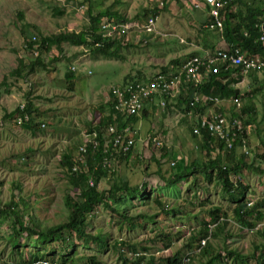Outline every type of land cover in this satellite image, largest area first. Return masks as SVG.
<instances>
[{
	"label": "rangeland",
	"instance_id": "374dc122",
	"mask_svg": "<svg viewBox=\"0 0 264 264\" xmlns=\"http://www.w3.org/2000/svg\"><path fill=\"white\" fill-rule=\"evenodd\" d=\"M171 1L173 0H167V6ZM151 3L152 0H0V207L7 204L13 196H19L26 199L29 213H33L42 225L52 226L65 222L68 212L64 197L69 194L76 196L77 193L70 188L61 161L68 151L78 157L79 146H84L88 140L90 128L101 120L98 106H105L104 113L108 116L109 90L113 86L130 82V79L134 81L151 77L156 70L170 66L172 60L179 61L181 57L193 54L188 52L200 50L207 42L206 38H213L215 34L206 31L199 33L197 29L203 20L193 18V12L181 9L183 18L167 16L166 8L161 10L159 15L164 11V16H159L156 23L157 30L167 34V37H161L162 43L157 45V41L154 43L152 40L156 36H149L151 42L146 45H123L119 58L106 57L89 50L87 52L90 54L84 55L86 46L77 47L66 42H56L49 51L43 52L25 46L29 42L34 43V37L36 41H40L42 37L85 31L89 25V6L95 13L106 9L119 10L130 19L144 17L143 10L150 8ZM242 3L249 5L244 1ZM235 8L244 10L245 6L236 5ZM30 35L33 36L32 39H29ZM137 35L143 37L142 34ZM182 38L186 43L181 42ZM187 38L190 42H195L199 49L188 47ZM38 56L44 60L46 68L36 66L33 72H24L22 76L13 74L19 67V58L29 62ZM70 67H74L76 73V90L73 92L66 88L64 80ZM254 76L257 82L248 74L239 85H232V88H239L242 94L247 95L244 99L247 107H250L249 101L253 104L255 117L250 116L252 127L248 134L249 160L256 167H263L264 163L257 156L264 152V89L258 93L249 92L256 85L264 83V74L256 73ZM126 78L129 80L126 81ZM27 83L32 86L29 87ZM29 96L34 97V109L45 112L46 122L55 124L56 129L46 128L31 134L12 120L4 119V105L8 106L10 112L20 104H25ZM175 102L168 100L165 109L160 108L155 105L160 103V99L156 97L155 104L148 106L147 117L143 113L138 115L137 123L132 125V129L137 132L132 157L118 166L113 163V175H105L99 182L100 190H107L117 177L127 178L133 187L145 184L147 189L144 201L140 199L144 194L142 192L137 196H126L121 204L132 208L128 216L141 214L149 217L144 223L137 220L141 225L135 228L128 221L118 223L115 214L99 207V212L89 221L88 231L94 235L101 234L108 239L109 245L106 249H101L95 243L86 245L84 241L73 239L77 254L72 257L76 264H90L88 257L91 256L99 258L104 264H120L113 244L121 240L139 245L141 252L159 258L157 262L165 264L161 262L162 257H171L178 251L184 256L187 254L184 245L188 236L192 231L197 232L206 218L209 221L208 212L212 207L220 208L227 213L229 221H234L235 205L228 200L219 183L207 181L201 169L196 170L195 175L188 180H180L177 186H169L163 180H170L172 176L184 171L185 165L177 170L170 167L176 156L184 157L187 165L193 161L204 162L208 159L202 149V140L195 138L191 132L192 121L183 118L186 113L177 110ZM244 102L242 100L243 106ZM246 116L248 121V115ZM151 133L160 136V149H153V145L146 146L145 142ZM238 150L239 154L240 148ZM215 155L216 152H211L213 158ZM94 165L98 168L97 164ZM243 182L249 189L247 197L257 200L264 197V176L246 171L243 173ZM16 183L21 185L20 193L13 189ZM193 183H198V188ZM175 188L179 192L178 197L173 196ZM156 197L160 198L158 203L164 207L155 202ZM170 210H175L178 215L173 216L169 213ZM24 214V219L28 222V215ZM11 226L9 216L0 215V264H15L21 259L30 258V254L37 251L58 261H61V256L66 255L61 251L60 243H54L56 248L49 245L46 248L36 247L35 237L30 238L27 234L19 238L16 248L9 236ZM238 226L229 224L227 234L230 237L222 233L207 241L206 246H211V254H221L228 248L250 256L253 254L254 243H264V238L241 230ZM161 231L174 235L170 249L172 254L169 252L157 255V252L164 250L161 243L154 244L155 234ZM178 236L180 239H177ZM142 247H148L150 251L144 252ZM17 250L20 254L16 253ZM52 250L56 252L51 254L49 251ZM194 261L195 264H200V261Z\"/></svg>",
	"mask_w": 264,
	"mask_h": 264
},
{
	"label": "trees",
	"instance_id": "16d2710c",
	"mask_svg": "<svg viewBox=\"0 0 264 264\" xmlns=\"http://www.w3.org/2000/svg\"><path fill=\"white\" fill-rule=\"evenodd\" d=\"M80 0H77L78 2ZM176 1L177 4L180 3V0ZM245 5V10H239L237 13L233 12V8L236 5ZM109 8V7H108ZM167 8V4L164 6V9ZM225 25L223 31V40L227 44H234L240 46L243 50L249 51L251 54H261L264 55V44H262L259 38V32L256 27L259 17L262 14L261 3L255 5L254 3L251 5H246L242 3V0H233L230 5L227 4L225 8ZM154 12V9L145 8L143 10L144 17L137 16L135 19L130 18L127 19L123 16L119 10H110L106 9L104 11H99L95 13L92 10V7H88V20L89 25L85 28V31L81 32H65L57 35H52L49 37H42L40 40V45L38 47V51L43 52L44 50L49 51L51 46H53L56 42L68 43L69 45L74 46H86L89 51L92 53H100V55H104L106 57H120V49L122 46H138L140 45L146 38V34L141 38L137 34L134 35L133 43H131L128 39L127 34L121 33L119 36L114 38L104 37L101 33H99L100 25L103 20L107 21H115L117 23H126L132 20H140L146 21V18L149 17L150 14ZM62 13L60 12V15ZM192 17V16H190ZM202 29H207L205 25ZM209 30V29H208ZM245 32L248 36H245ZM26 34V32H23ZM26 37H28L26 35ZM149 37V36H148ZM157 37V36H156ZM33 36L30 35L29 39H32ZM151 41L148 39V43ZM146 45V44H145ZM33 43L29 42L26 48H33ZM195 54L189 55L192 56ZM19 67L16 71H13V74L22 76L24 72L30 73L36 69V66H41L46 68V64L44 60L38 56L34 60L29 62L21 61L19 58ZM177 60H172L171 63L176 64ZM27 68L29 71H26ZM167 67H163L162 69H166ZM167 71V70H166ZM156 74V73H155ZM153 74L151 77H153ZM256 72L250 73L253 76V81L257 82V78L254 76ZM264 74V72L262 73ZM74 73L68 71L65 73L64 80L66 81V88L70 91L76 90V83L74 79ZM231 73H222L220 75H210L200 86H196L194 84H190L186 87L188 94H182L178 96V98L173 99L175 102V107L180 109V111L187 114L188 111L193 109L190 106L192 102L193 96L195 93L206 94L219 96L221 98H230L240 97L243 102L247 97L246 94H242L239 88H232L233 84H237L244 79L243 76H240L237 80L230 77ZM143 78L145 80L150 79ZM129 78H126V81ZM133 81L132 79H130ZM134 80H142V79H134ZM264 89V83L261 85H256L255 89L249 92L258 93ZM249 96V95H248ZM156 97L160 100L162 98L160 96H155L153 102L155 104ZM33 96H29V100L25 103V108L22 110L21 105L17 106L14 110L10 112L4 113V119H10L14 124H18V126L24 128L26 131H29L31 134H36L37 132H41L44 129L54 130L56 129V125L52 124L50 121L46 122V113L40 110L34 109V105L30 99ZM164 98V97H163ZM167 99L168 97L165 96ZM167 101V100H166ZM244 102V106L242 109L243 115H248V121L246 124H251L250 116L255 117L253 104L249 101V106L247 107ZM197 110L202 111L204 106L197 105ZM99 112H101V120L98 124L90 128V135L88 136V140L86 143L79 146L78 149V157H75L71 152H66L63 155V159L61 161L62 167L66 171V176L68 179V183L70 188L76 191L77 195L73 196L71 194L65 195L64 197V205L68 212L67 218L65 222L52 225V226H44L41 222L34 216V214H30L28 210V203L26 199L21 198L19 196H13L12 199L2 207H0V215L9 216L11 220V234L9 235L12 239L13 244H19V238L23 234H27L30 238L35 237L34 245L36 247L46 248L48 245L51 248H56L54 243H60L61 251L63 250L66 255L61 256V264H76L73 259V255L77 254L76 245L73 242V239L84 241L86 245L90 243L97 244L98 248L106 249L109 245L108 239L104 238L101 234H92L88 231V225L91 218H93L100 210L101 206L106 211H110L115 214L118 218V223L123 224L125 222H129L133 227H139L141 223H144V220L148 215L137 214L135 216H128L129 211L132 209L128 206H124L122 203L125 200L126 196H137V194L144 193L143 197L140 199L144 201L145 199V191L146 186L143 184L141 187L139 186H130V182L127 178L117 177L116 180L110 184V187L107 190L99 189V182L105 175H113L115 171L113 168V164L115 163L117 166L120 163H123L124 160H128L132 157L133 147L127 154H120L111 156L110 152H115L112 147L106 148V145H110L111 135L109 134V127L116 126L118 131L124 134L123 129L126 125L136 124L138 118L136 116H132L124 119L123 116L113 113L112 105L109 106V115L105 116L106 110L105 106H98ZM143 116L147 117L148 115V106L144 108ZM165 109V108H164ZM221 109V108H218ZM105 112V113H104ZM256 113V112H255ZM21 119V123H18V119ZM250 121V122H249ZM96 134V136H94ZM137 138V132L134 134V139ZM196 138V137H195ZM202 149L205 150V154L208 156V159L204 162L202 161H193L189 165L184 168L182 174L174 175L170 180H167L169 186H177L182 180H188V178L193 177L195 175V171L201 169L204 175L207 177V181L212 184L216 182L222 186L223 191L228 197V200L235 205L233 210V217L236 224L241 226L242 228H254L255 225L259 222L264 221V197L259 198L255 205L249 208L246 204L247 194L249 192L248 186L244 185L243 182V173L246 171H252L255 173H259L264 176V166H257L254 162H250V155H246L245 153H239L238 149L240 146L239 142L235 143L234 149L225 150L220 141L214 139L209 134H204L203 136ZM96 142V143H94ZM264 145V144H263ZM264 147V146H263ZM83 148L85 150H83ZM219 150L218 154L213 158L211 156V152L215 151V149ZM250 153V152H249ZM118 156V157H117ZM261 159V162L264 163V152L257 156ZM119 158L120 162H119ZM81 159V160H80ZM83 160V161H82ZM97 164L98 168L94 165ZM231 175L235 177L236 181H231ZM195 179V178H194ZM93 182V185L91 183ZM236 183V185H235ZM194 186L198 188V183H193ZM20 187L18 183L13 185L14 190H18L20 193ZM177 188V187H176ZM175 188L173 196L178 197L179 192ZM20 189V190H19ZM194 198H196L194 196ZM198 199H201L197 196ZM159 197L155 198V202L157 204L159 201ZM125 202V201H124ZM160 205V204H159ZM123 206L125 208H123ZM161 207H164L160 205ZM100 207V208H99ZM28 215V222L24 219L25 214ZM167 211H165V214ZM169 213L173 214V216L178 215L175 210H170ZM227 213L223 212L220 208L212 207L208 212V217H210L209 221L204 220L203 224L200 226V229L188 236L186 243L184 245L185 250L190 253V261L193 264L194 260L200 261V264H228L231 260L233 264H264V243L259 245L254 243L253 245V254L250 256L244 255L237 250L226 249L221 254L210 252L211 246H206L201 249L199 252H196L200 248V242L208 236V230L211 225L219 223L213 231V237H218L219 234L225 233L226 237L230 235L228 233L229 219L227 217ZM149 217V216H148ZM223 218L221 221L220 219ZM153 219H155L153 217ZM137 220H141V223ZM137 221V222H136ZM143 221V222H142ZM169 232H159L155 234L156 240L154 244L161 243L164 246V249H171L174 235L168 234ZM256 235L264 238V230L259 229L256 231ZM177 239H180L178 236ZM114 250L118 252L119 261L122 264H140L141 261H145L146 264H159L157 262L159 258L149 257V261H147V257H141L139 261L129 262L128 257L121 252L122 248H126L128 250L137 252L139 250V245L137 246L134 243H129L127 241H117L113 244ZM139 247V248H138ZM17 248V247H16ZM144 252L150 251L148 247H142ZM55 250L49 251L51 254H54ZM16 253L20 254V251H16ZM54 256V255H53ZM70 257V258H69ZM44 258H54L47 257L41 251H37L35 253L30 254V261H37ZM184 255L182 252H176L171 257H162L161 262L165 264H183ZM204 258L206 261L204 262ZM253 258V261H251ZM227 259V260H226ZM24 259H21V263ZM90 264H104L99 258L95 256L88 257ZM202 262V263H201ZM195 264V261H194Z\"/></svg>",
	"mask_w": 264,
	"mask_h": 264
},
{
	"label": "built area",
	"instance_id": "2783aa9c",
	"mask_svg": "<svg viewBox=\"0 0 264 264\" xmlns=\"http://www.w3.org/2000/svg\"><path fill=\"white\" fill-rule=\"evenodd\" d=\"M232 1L198 0L193 2L190 8L193 11L200 9L202 6L207 7L209 16L205 27L210 31L219 33L223 39L226 18L224 10L226 5H230ZM152 3L154 5V12L146 18V21L132 20L126 23H117L105 19L100 25L99 33L109 38H114L121 33H125L130 42L134 39L135 34L140 33L146 34L147 36H166L165 34L159 33L156 23L159 17L157 14L158 10L164 9L167 0H152ZM256 27L259 32L258 40L264 44V6ZM245 36H248L246 32ZM148 39H145L142 44H147ZM33 41L36 42L35 37ZM181 42L186 43L183 38ZM223 72H230V77L236 80L240 76L245 77L252 72L263 73L264 55L251 54L238 45L227 44L223 48H216L204 56H190L183 62L179 71H160L147 80H134L121 86H113L109 92V103H111L114 112L124 118L137 116L145 110V107L154 103L152 98H155V96L162 98L160 103L155 105L160 108H165L168 100L176 99L182 94H188L186 87L190 84L200 86L210 75H220ZM239 83L233 85L237 86ZM27 84L29 87L32 86L30 83ZM165 96L168 98L166 99ZM197 105L204 106L203 110L197 111ZM190 106L193 109L183 115V118L186 117L192 121V132L194 135L202 139L204 134H209L211 137L220 141L225 150L234 149L235 143L239 142L240 146L238 147L240 148V153L250 155L248 134H250L249 131L252 126L246 124L247 116L243 115V104L240 97L232 96L230 98H221L219 96L195 93ZM24 108L25 104H22L21 109L23 110ZM18 123H21L20 118L18 119ZM109 131L111 135L110 143H112L113 149L117 152H128L134 146V132L131 127H125L123 129L124 134L120 133L116 126H110ZM149 139L155 147L160 146L158 137L150 136ZM83 150L85 149L83 148ZM218 151H215L216 154L219 153ZM181 160L182 158L178 157L176 162ZM176 162H173L172 166H175ZM231 181H236L234 176H231ZM91 185H93V182ZM256 201L257 199L248 197L246 204L251 208L255 205ZM229 222L232 225L238 226V224L231 220ZM219 223L210 226L208 236L200 242V248L196 252L206 247L207 241L212 237L213 231ZM238 228L253 234L259 229L264 230V222L257 223L251 229L242 228L241 226H238ZM121 252L128 257L131 263L141 260V257L149 256L141 251L134 252L126 248H122ZM169 252H171L170 249H164L157 252V255L162 253L169 254ZM189 256L190 253L184 256L183 264H191ZM228 261V264H233L231 260ZM22 262L25 263L17 262L15 264H61L55 258H44L37 261H30V258H25ZM140 264H146V262L141 261Z\"/></svg>",
	"mask_w": 264,
	"mask_h": 264
},
{
	"label": "crops",
	"instance_id": "0c3cea01",
	"mask_svg": "<svg viewBox=\"0 0 264 264\" xmlns=\"http://www.w3.org/2000/svg\"><path fill=\"white\" fill-rule=\"evenodd\" d=\"M195 1H198V0H180V3L179 4H177V2L176 1H171V3H170V5L169 6H167V9L165 10V9H163V10H165V14L167 15V16H174V17H176V16H180L181 18H183L181 15V9H185V10H187V12H189V13H192L193 12V15H194V17L193 18H202V20H203V22H202V24L198 27L199 29H197V31L199 32V33H203V32H209V33H212V34H215V37H213V38H209V37H207L206 38V40H207V42L205 43V44H203V47L200 49V50H196V49H199V47H198V45L195 43V42H190L189 40H188V38H187V41H189V42H187V45H188V47H190L191 49H195L196 51H198V52H196V51H192V52H188L189 54H191V53H193V54H195V55H198V56H204V55H206L208 52H211V51H213L214 49H216V48H223L225 45H227V43L222 39V37H221V35L219 34V33H216V32H213V31H210V30H208V29H202L203 28V26L205 25V23L207 22V20H208V8L207 7H201L200 9H196V10H190L191 8H190V6H191V4L193 3V2H195ZM242 1H244L245 3H247V4H249V5H251V3L253 4H255V5H257V4H259V2L261 3V8H262V2H261V0H242ZM168 2H169V0H168ZM167 2V4H169ZM151 5L152 6H150V10L151 9H153L154 8V5H153V3H151ZM238 5V4H237ZM245 6V5H244ZM190 8V9H189ZM242 8H233V12H235V13H237L239 10H241ZM243 10V9H242ZM245 10V9H244ZM161 12V10H158V16H161L162 15V13L164 12H162L161 13V15H159V13ZM185 15V14H184ZM186 15H187V13H186ZM192 15V14H191ZM162 16H164V15H162ZM133 19H135V18H133ZM164 31H160L159 30V33H161V34H164L163 33ZM175 33V32H174ZM174 33H169V34H171V35H175ZM140 34H142V33H140ZM165 35H167V34H165ZM142 36H144V34H142ZM161 37H165V36H157V37H155V38H153L152 40H153V42L155 43L156 41V44L157 45H159V44H161L162 43V38ZM167 37V36H166ZM135 41V40H134ZM133 40H132V42H134ZM188 54V55H189ZM182 55V54H181ZM181 55H179L178 57H181ZM187 58H189V56H184V57H181L180 58V60L176 63V64H171L170 66H167V68L166 69H160V70H156V72L155 73H157V72H160V71H163V72H165L166 70L167 71H169V70H174L175 72L176 71H179L180 70V67L182 66V64H183V62L187 59ZM138 73H141V71H139ZM154 73V74H155ZM143 80V79H142ZM2 106V105H1ZM8 106H3V109L5 110V112H9V110H8V108H7ZM8 110V111H7Z\"/></svg>",
	"mask_w": 264,
	"mask_h": 264
},
{
	"label": "clouds",
	"instance_id": "9594fccd",
	"mask_svg": "<svg viewBox=\"0 0 264 264\" xmlns=\"http://www.w3.org/2000/svg\"><path fill=\"white\" fill-rule=\"evenodd\" d=\"M261 2H262V4H263L261 9H263V6H264V3H263V2H264V1L261 0ZM232 10H233V9H232ZM259 18H260V17H259ZM33 45H34L33 48H35V49L38 50V47H39V45H40V41H36V42H34ZM26 46H27V45H26ZM86 48H87V47H86ZM87 51H88V49H87L86 52H84L83 54H84V55H89L90 53L87 52ZM69 71L73 72V73L76 75V73H75V68H74V67H70V70H69ZM258 74H259V73H258ZM75 75H74V76H75ZM110 91H111V90H109V92H110ZM30 100H31L32 103H33V102H34V97H33L32 99H30ZM23 104H24V103H23ZM109 105L111 106V103H109ZM25 106H26V105H25ZM112 109H113V108H112ZM177 110H178V109H177ZM113 113H114V115L116 114V113L114 112V110H113ZM142 113H143V112H142ZM108 115H109V114H108ZM136 117L138 118V115H137ZM124 119H126V118H124ZM127 126H129V127L132 128V125H131V126H130V125H126L125 127H127ZM125 127H124V128H125ZM132 131L134 132V134L136 133V131H134V129H132ZM191 132H192V130H191ZM192 134H193V136L196 137L197 139L199 138V137H197L196 135H194L193 132H192ZM150 136H156V137H158L159 142H160V146H159V147H155V146L151 143V141H150V139H149ZM149 137H148L147 141L145 142L146 146L153 145V146H154L153 149H160V148H161V145H162V144H161V141H160V136H158V135L155 134V133H151V134H149ZM199 139H200V138H199ZM202 139H203V138H202ZM202 139H201V140H202ZM202 143H203V140H202ZM135 144H136V139H135L134 146H135ZM108 145H109V144L106 145V148H107V149L110 148V147H112V143H110L109 146H108ZM134 146H133V149H134ZM112 148H113V147H112ZM113 150H114V149H113ZM130 150H131V149H130ZM130 150H129V151H130ZM216 150H217V148L215 149V151H216ZM114 151H115V152H113V153L110 152V151H108V153H110L111 156H113V155L121 156L120 154H127V153L129 152V151H128V152H125V153H124V152H117L116 150H114ZM131 151H132V150H131ZM215 151H214V152H215ZM178 157H181L182 160L179 161V162H176V160H177ZM184 159H185V158L182 157V156H176V157H175V160L171 162L170 167L173 168V169H176V170H177V169H180V166H181V165H185V167H186L187 164H186V160H184ZM173 162H176L175 166H172V163H173ZM112 164H113V163H112ZM114 164H115V163H114ZM116 166H117V165H116ZM185 167H184V168H185ZM183 170H184V169H183ZM231 176H232V175H231ZM163 180H164L165 182H167L168 179H163ZM247 199H248V198H247ZM247 199H246V200H247ZM212 237H213V235H212Z\"/></svg>",
	"mask_w": 264,
	"mask_h": 264
}]
</instances>
